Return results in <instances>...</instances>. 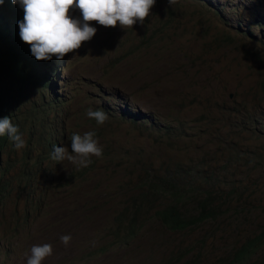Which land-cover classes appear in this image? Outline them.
Here are the masks:
<instances>
[{
	"label": "rangeland",
	"instance_id": "obj_1",
	"mask_svg": "<svg viewBox=\"0 0 264 264\" xmlns=\"http://www.w3.org/2000/svg\"><path fill=\"white\" fill-rule=\"evenodd\" d=\"M70 15L82 21L78 9ZM89 23L91 40L49 61L55 70L46 91L30 86L20 98L19 81L0 85L1 105L17 102L12 117L21 122L32 107L35 126L56 135L59 146L71 152L74 133L95 131L103 148L79 167L50 151L37 161L26 125L19 131L26 147L16 149L6 135L0 264H27L30 248L45 243L53 254L42 264H167L189 249L192 264H221L230 245L264 225V0H156L132 28ZM90 108L109 119L97 124ZM147 175L183 177L214 194L219 184L224 214L173 234L150 211L133 242L104 254ZM258 257L264 264V247Z\"/></svg>",
	"mask_w": 264,
	"mask_h": 264
},
{
	"label": "trees",
	"instance_id": "obj_2",
	"mask_svg": "<svg viewBox=\"0 0 264 264\" xmlns=\"http://www.w3.org/2000/svg\"><path fill=\"white\" fill-rule=\"evenodd\" d=\"M2 10L9 15L8 21L5 20L3 12L1 13ZM22 20L23 9L20 6L13 4L11 0H3L0 3V85L5 82L15 83V81H19L20 98L25 93V88L32 86L46 91L47 87H51L54 80L53 72L50 71L49 67L52 64L49 61H37L31 55L29 45L21 41L18 21ZM36 62L42 68H39ZM262 85H264V80ZM14 104H17V102L6 101L1 105L0 100V108L8 109L6 116L11 119L13 125L18 126L19 131L23 130L25 125L29 128L30 147L39 152V154L35 155V159L41 161L47 152L50 151L52 153L53 148L59 146L60 140L51 133L45 137V127L35 126L33 122L35 115L32 107L28 115L25 113L21 117V122L17 117H12L9 111L12 110V105ZM6 145V135L0 136V161L3 148ZM257 154L255 153V156ZM25 158L32 159L33 157L29 158L27 155ZM4 169L0 165V175L4 174ZM183 173L184 176L188 174L187 170L183 171ZM138 190V196L132 198L131 209L123 212L117 218L119 226L118 230L113 233L115 241L110 248L103 250L104 254L113 251L114 246H127L133 242L143 231L145 227L144 218L150 211H155V218L167 231L173 234H181L194 227H201L208 221L215 222L224 214V211H220L222 204L217 205L220 199L219 184L214 186V190L218 192L214 194L209 189L200 191V189L195 187L194 182L186 183V179L183 177H155L150 179L147 175L139 179ZM260 199L258 198V201L261 203L262 199ZM159 201L162 203L155 207V204ZM254 201L256 200L254 199ZM222 203L230 204L231 200L227 201V199H224ZM221 230L225 231V229ZM240 241L237 240L230 245L231 252L222 260L221 264H250L254 258H256L254 259V264H262L258 254L264 247V225L260 227L259 232L245 238L241 243ZM205 243H198V245L203 249ZM224 249H227V247H224ZM193 252L194 249H189L177 256L176 259L167 260L166 263L181 264L185 261L186 264H192L186 258ZM196 257L201 256L197 255Z\"/></svg>",
	"mask_w": 264,
	"mask_h": 264
},
{
	"label": "clouds",
	"instance_id": "obj_3",
	"mask_svg": "<svg viewBox=\"0 0 264 264\" xmlns=\"http://www.w3.org/2000/svg\"><path fill=\"white\" fill-rule=\"evenodd\" d=\"M3 0H0L2 3ZM13 4L23 9V20L18 21L19 37L30 47L31 55L37 61L63 60L65 55L82 47L83 42L91 40L96 28L89 22H98L105 27H115L117 23L123 27H131L137 21L143 23L150 15V9L156 0H11ZM177 0H168L171 6ZM78 9L82 15L80 19L72 18L71 9ZM55 63V61H54ZM58 63V62H56ZM51 64V63H50ZM39 67V63L36 62ZM54 71L53 64L49 66ZM42 68V67H39ZM53 68V69H52ZM87 116L97 124L103 125L108 119L102 109H88ZM7 135L14 142L16 149L26 147V141L19 128L13 125L7 116L0 117V136ZM103 148L96 138L95 131H88L83 135L74 133L71 137V152L67 147L55 146L52 158L57 162L64 159L79 167L91 164V157H101ZM63 244L68 245L72 239L70 234L60 237ZM53 254L51 244L33 245L27 264H42Z\"/></svg>",
	"mask_w": 264,
	"mask_h": 264
}]
</instances>
